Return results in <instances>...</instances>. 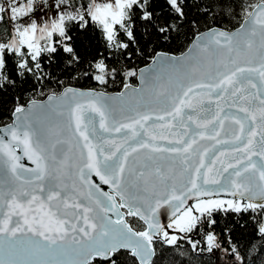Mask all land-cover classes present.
Here are the masks:
<instances>
[{
	"label": "snow or ice",
	"instance_id": "snow-or-ice-1",
	"mask_svg": "<svg viewBox=\"0 0 264 264\" xmlns=\"http://www.w3.org/2000/svg\"><path fill=\"white\" fill-rule=\"evenodd\" d=\"M185 243L264 264V0H0V264Z\"/></svg>",
	"mask_w": 264,
	"mask_h": 264
},
{
	"label": "trees",
	"instance_id": "trees-1",
	"mask_svg": "<svg viewBox=\"0 0 264 264\" xmlns=\"http://www.w3.org/2000/svg\"><path fill=\"white\" fill-rule=\"evenodd\" d=\"M83 83V81H81ZM122 89V86L117 84L108 89L110 92H117ZM132 219V218H129ZM142 224V223H141ZM139 226V225H137ZM242 236H247V233H243L239 226H237V239H241L242 243L247 241L242 239ZM194 239L201 240L203 243V235H196ZM184 255L175 256L176 264H230V258L222 251H215L213 253L208 252H195L186 243L183 246Z\"/></svg>",
	"mask_w": 264,
	"mask_h": 264
},
{
	"label": "water",
	"instance_id": "water-1",
	"mask_svg": "<svg viewBox=\"0 0 264 264\" xmlns=\"http://www.w3.org/2000/svg\"><path fill=\"white\" fill-rule=\"evenodd\" d=\"M137 86H139V82H137ZM122 90V89H121ZM120 90V91H121ZM29 166H31L30 164H29ZM105 187V190H109V189H107V186H104ZM166 219V218H165ZM142 223V222H141Z\"/></svg>",
	"mask_w": 264,
	"mask_h": 264
}]
</instances>
